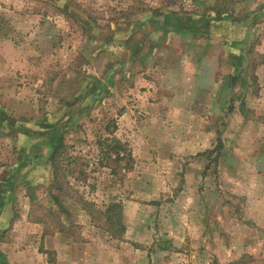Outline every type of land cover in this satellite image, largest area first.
<instances>
[{
	"label": "rangeland",
	"instance_id": "obj_1",
	"mask_svg": "<svg viewBox=\"0 0 264 264\" xmlns=\"http://www.w3.org/2000/svg\"><path fill=\"white\" fill-rule=\"evenodd\" d=\"M214 5L0 0V264L16 256L8 247L55 264L42 234L47 248L122 264H264V0ZM187 60L216 61L214 85L195 88ZM60 137L76 158L59 181L73 224L49 198ZM112 137L127 150L117 162L97 146ZM79 198L121 202L125 233L111 238Z\"/></svg>",
	"mask_w": 264,
	"mask_h": 264
},
{
	"label": "trees",
	"instance_id": "obj_2",
	"mask_svg": "<svg viewBox=\"0 0 264 264\" xmlns=\"http://www.w3.org/2000/svg\"><path fill=\"white\" fill-rule=\"evenodd\" d=\"M71 1L72 0H65V3L66 2L70 3ZM190 1L193 5L195 4V5H198L199 7L206 5V9L213 11L216 15L220 13L219 9H217L215 5L209 6V8L207 7V3L211 0H190ZM221 10L225 11L222 8ZM166 20H169V19H166ZM222 20H229V16H224ZM148 22H151V19H149ZM179 29H181V26H179ZM232 77L234 80L236 79L235 76H232ZM110 124L111 125L113 124L114 126L113 130H114L115 129L114 122ZM105 130L109 134H111L112 132L108 130V127L105 128ZM102 141L103 143L100 144L98 142L97 146L99 147L100 152L103 154L104 159L110 160L111 162H117L125 158V153H127V150L114 137H112L110 140L106 139ZM218 147L216 148L217 152H215L216 157L220 155V152L222 149L221 143L219 144ZM66 148L67 146H65L64 144L63 137H60L59 139H57L56 144H54L50 148L48 164H49V167L52 173V182H53L52 189L57 192H55L54 194L49 190V198L54 203L55 207L66 216V219L69 221V223L73 224V222L69 220L71 219L70 213L64 208L60 200V195L61 193H63V188L60 185L59 181L62 179H66L68 175H73V170L71 166L76 160V158L70 156L69 154L67 155L64 153ZM79 174L84 176L81 170L78 172V175ZM79 203L82 206L81 208L87 213V215L90 216V218L93 221H98V220L104 221L103 226L106 228L105 231L110 235L111 238L119 239L125 233L126 228L123 223L124 208L121 202H110L107 205L98 207L96 204L92 202H84L82 198H79ZM55 232L56 233H66L63 227L57 228ZM67 233L69 234V232ZM251 260H252V256L244 254L240 256L239 258L228 262L227 264H248Z\"/></svg>",
	"mask_w": 264,
	"mask_h": 264
},
{
	"label": "crops",
	"instance_id": "obj_3",
	"mask_svg": "<svg viewBox=\"0 0 264 264\" xmlns=\"http://www.w3.org/2000/svg\"><path fill=\"white\" fill-rule=\"evenodd\" d=\"M162 61L163 60L160 59L159 63L162 64ZM182 63H185V61L180 62V65H182V67L177 66V64H176V67L177 68L180 67V70H182V71L189 69V71L192 73V74H190L191 78H189V79L191 80V83L195 86V88H197L198 86H201L200 80L202 78L203 79L201 81H204L205 86L214 85L213 83L215 82L216 61L213 62V60H209L208 63L205 65V67L202 69H200L199 65H193V63H191V61H188V60H187V66L184 67ZM166 64H170V61L166 60ZM160 69H162L161 66H160ZM162 70H167V69H162ZM200 73H202V74H200ZM177 76H178V78H182L181 74L180 75L177 74L176 77ZM210 83H212V85ZM180 106H182V105H179V103H176V106L173 108V110L174 109H183ZM187 149L190 150V148H188V147H187ZM9 209H11L10 204L5 203L4 206L2 207V211L0 213V229L5 227V224L9 222V220H8V218L10 217ZM48 238L52 239L53 237L44 236L42 234V248L44 251H47V250L52 251L51 253L53 255H55V257H54L55 264H122V259L117 254L114 255V253H112L113 256L110 253H108L106 255H102V254H97V251L94 252L93 250L90 253L89 251L91 249H89V247H86V246H79L80 248H77L76 246L71 245L69 247H66V249H63L62 247L57 248L56 246L53 248H51V247L47 248L46 245L49 243ZM54 239H55V241L58 240L57 234L54 235ZM10 249H11V247H8V250L6 252H4V254L9 255V258L13 257V255H16L12 261L10 260L11 264H15L14 261L18 258H22L21 264L33 263V261L30 262V258L32 256L31 255V253H32L31 249L27 248V250L21 254L20 253L15 254L12 250V253L8 254L10 252ZM79 249H81L80 251H82V253H84V254H82V253L79 254ZM35 251L37 253V250H35ZM9 258L7 260H9Z\"/></svg>",
	"mask_w": 264,
	"mask_h": 264
}]
</instances>
